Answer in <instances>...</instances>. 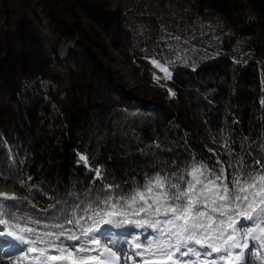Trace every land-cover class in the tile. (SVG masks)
Returning a JSON list of instances; mask_svg holds the SVG:
<instances>
[{"label":"trees","instance_id":"trees-1","mask_svg":"<svg viewBox=\"0 0 264 264\" xmlns=\"http://www.w3.org/2000/svg\"><path fill=\"white\" fill-rule=\"evenodd\" d=\"M112 1L0 0V182L18 190L0 193L18 198L10 211L35 221L27 226L40 235L79 236L93 223L85 209L131 194L157 173L182 183L203 162L229 183L240 168L264 165V0H185L188 18L219 15L228 36L250 40L259 57L234 64L222 45L221 54L162 65L165 83L126 53L139 37L129 23L137 14ZM144 10L137 17L150 19ZM123 54L125 65L138 66L137 87L121 78ZM155 235L101 224L97 239L134 255L129 241Z\"/></svg>","mask_w":264,"mask_h":264},{"label":"snow or ice","instance_id":"snow-or-ice-1","mask_svg":"<svg viewBox=\"0 0 264 264\" xmlns=\"http://www.w3.org/2000/svg\"><path fill=\"white\" fill-rule=\"evenodd\" d=\"M152 63L164 72L165 78H170L167 68L157 61ZM80 159L87 164V157ZM96 173L99 177V169ZM187 176L190 179L181 176L182 183H175L169 176L157 173L148 178L143 188L131 194L115 199L109 196L102 202L98 199L94 207L85 209L91 213L88 219L93 223L82 228L79 236L65 231L37 234L34 228L27 226L35 221L10 211L14 205L8 201L18 198L0 193V226L6 229L0 236L11 237L16 244L8 247L15 246L22 253L12 264H119L117 253L97 239L101 224L152 229L156 235L146 244L139 240L129 241L137 250L136 256L147 254L144 264L152 259L164 264H247L252 257L244 250L250 243L257 248L255 260L264 264V165L259 171L251 172L240 168L229 183L224 182L223 172L217 175L203 162L193 166ZM142 214L146 219H130ZM245 222L249 227L242 231L240 226ZM52 227L62 229L63 225L57 223ZM65 236L79 243L69 244L61 239ZM40 244L47 247H38ZM234 249L237 250L235 254ZM0 251H4L2 246ZM11 254L4 251L5 257ZM191 256L197 260L180 259Z\"/></svg>","mask_w":264,"mask_h":264},{"label":"rangeland","instance_id":"rangeland-1","mask_svg":"<svg viewBox=\"0 0 264 264\" xmlns=\"http://www.w3.org/2000/svg\"><path fill=\"white\" fill-rule=\"evenodd\" d=\"M135 1L136 3L131 2V0H121V3L125 4L128 10L137 14L136 16H131L129 23L130 26L136 27L139 31L138 39L134 38V40L124 48L126 53H136V55L140 57L138 65L140 67H149L153 72V77L158 81L165 83V74L160 68L154 66L152 61H157L160 65L170 67L175 61L186 60L188 57L200 59L205 55L211 56L219 53L221 54L222 45L226 47L228 51L227 54L231 55V62L234 64L240 63L241 61L244 63L246 60L258 59L259 57L253 50V45L250 43V40H246L240 36H234L233 38L228 36V34H232L231 27L223 18H220L219 15L212 16L204 14V16H195L193 19H190L185 14V0L182 2L180 0ZM118 3H120V0L112 1L113 6ZM141 9H145L143 11L144 15H146L147 12L152 13L150 19L144 20L141 17H137L138 14L141 15L137 12ZM160 38H163L164 44H161L163 42H161ZM135 40L139 41L135 42ZM69 46L70 43L63 44L59 50L60 54L63 55ZM127 57H129V55L123 54L119 56V62L123 66H120L121 64H119V62L117 64H119L120 67L121 78L128 86L133 87V85L135 86L136 80L142 81V77L139 75L136 76L138 73L137 65H135L137 66L136 69L124 64L126 61L125 59H128ZM135 59L137 58L135 57ZM14 184L13 182H0V192L8 194L18 193ZM9 244L15 245L16 242L8 241L3 249L4 251L13 253L14 248H9ZM250 246H252L251 243ZM106 247H110L113 251L117 249L114 245ZM251 248H248L247 251L250 257L255 260V254L252 252ZM125 249L127 248L125 247ZM4 251L0 252V254L2 253V255H0V264H12L9 262L11 255L5 257ZM133 251L136 252L137 250L133 248ZM116 253L117 256L120 257L119 264H126L127 262L129 264H144V260L147 258L145 254L144 257L140 256L139 261H131L128 255H125L126 252ZM235 253L234 250V254ZM180 259H191L196 261L197 257H180ZM152 260L154 262H149V260L148 264H158L159 260ZM201 260H203V258H201Z\"/></svg>","mask_w":264,"mask_h":264},{"label":"bare ground","instance_id":"bare-ground-1","mask_svg":"<svg viewBox=\"0 0 264 264\" xmlns=\"http://www.w3.org/2000/svg\"><path fill=\"white\" fill-rule=\"evenodd\" d=\"M152 261V260H151ZM250 261H251V259H250ZM257 264V263H256Z\"/></svg>","mask_w":264,"mask_h":264}]
</instances>
